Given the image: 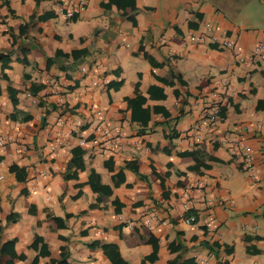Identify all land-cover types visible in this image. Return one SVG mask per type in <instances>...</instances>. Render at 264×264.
Wrapping results in <instances>:
<instances>
[{"label": "crops", "instance_id": "1", "mask_svg": "<svg viewBox=\"0 0 264 264\" xmlns=\"http://www.w3.org/2000/svg\"><path fill=\"white\" fill-rule=\"evenodd\" d=\"M83 2L0 0V264H264V0ZM204 24L236 49L190 44ZM96 127L116 148L77 146Z\"/></svg>", "mask_w": 264, "mask_h": 264}, {"label": "built area", "instance_id": "2", "mask_svg": "<svg viewBox=\"0 0 264 264\" xmlns=\"http://www.w3.org/2000/svg\"><path fill=\"white\" fill-rule=\"evenodd\" d=\"M69 0H59V15L64 20H70L76 16H79L85 11L86 5L83 2V0H76L74 5L72 7H68ZM187 40L190 44H196L201 43L204 40H209L212 44H214L219 49H231L235 50L236 45L235 43L229 41L225 37L219 36L214 33L213 27L209 24H204L202 26L201 31H196L195 33H189L187 35ZM261 55V47L259 45L253 47L247 56L242 57L239 53L235 54V58L238 62H240L243 65H249L255 58H259ZM81 72H84V68L81 69ZM109 80L105 79L104 84H107ZM223 93H219V96L224 94V89L222 91ZM221 100V97H220ZM204 111V116L207 118L208 121H213L216 119L219 113V107L218 103L211 104V107L208 109V111ZM96 116H99V112L95 113ZM264 115V112H263ZM260 123H257L255 125V129H260ZM73 133H77L78 130L76 129V126H73L72 130ZM95 131L99 134V140H91L88 141L84 138H79L77 140V146L78 147H85L86 145L95 144V146L99 150H112L116 148L117 146V139L119 137V132L114 129H106L101 127H96ZM248 127H240L234 131L233 138L230 141L231 150L237 155L239 158V165L240 168L247 174H251L253 171L252 166V157H251V149L246 144V135L248 132ZM194 139L198 140V137H194ZM2 145V142H0V146ZM2 177L0 176V181ZM193 190L197 191L196 195L190 196L193 193ZM200 190L198 185L195 187H189L188 189L183 191V199L180 204V209L182 213L184 214V217L182 218V221L185 225H191L195 221V211L199 205V203L202 200V195H200ZM211 204V202H208ZM144 223L146 226H149L150 223H152L155 219L152 215H150L147 211H144ZM155 224H163L162 222H159L158 220L154 221ZM126 227L130 229V224H126Z\"/></svg>", "mask_w": 264, "mask_h": 264}, {"label": "trees", "instance_id": "3", "mask_svg": "<svg viewBox=\"0 0 264 264\" xmlns=\"http://www.w3.org/2000/svg\"><path fill=\"white\" fill-rule=\"evenodd\" d=\"M10 244L11 243H8V244H6V246L10 247ZM4 249H5V246H2V248L0 250V254L3 252ZM112 264H125V263L122 261H116V262H113Z\"/></svg>", "mask_w": 264, "mask_h": 264}]
</instances>
